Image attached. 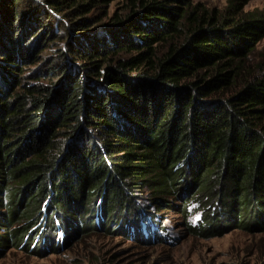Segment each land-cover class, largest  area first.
Returning <instances> with one entry per match:
<instances>
[{
  "label": "trees",
  "instance_id": "trees-1",
  "mask_svg": "<svg viewBox=\"0 0 264 264\" xmlns=\"http://www.w3.org/2000/svg\"><path fill=\"white\" fill-rule=\"evenodd\" d=\"M111 1L43 0L52 9L41 10L0 0V252L21 242L31 254L59 251L82 231L111 234L118 216L132 238L166 241L137 203L140 187L195 190L182 212L199 213L187 226L204 238L226 226L264 230V64L249 62L264 11L247 10L250 0L224 11L121 0L110 16ZM52 10L75 18L47 72L61 80L16 88L26 53L47 32L60 36Z\"/></svg>",
  "mask_w": 264,
  "mask_h": 264
},
{
  "label": "rangeland",
  "instance_id": "rangeland-1",
  "mask_svg": "<svg viewBox=\"0 0 264 264\" xmlns=\"http://www.w3.org/2000/svg\"><path fill=\"white\" fill-rule=\"evenodd\" d=\"M30 1L39 8L46 4L43 0ZM190 1L193 5L198 4L201 9L216 11H224L230 2V0ZM31 3H27L26 8L33 11L35 7ZM121 5V0L111 1L108 7L109 15L116 12ZM46 9H49L47 4ZM105 9L107 5L100 13ZM246 9L264 11V0H250ZM29 10H26V13ZM53 13L57 19L56 26L60 29L59 31L56 29V32L60 36L57 37L47 32L44 36L46 43L39 49L33 50L34 57L29 59L26 53L24 70L17 72L21 78V85H16V88L29 84L54 85L57 80H61V72L56 71L53 74H47V72H53V67L57 69L60 63L58 55L67 48V41L74 35L71 22L75 18L67 11L54 10ZM98 14H95L93 18H97ZM92 16L93 14L90 15ZM36 39L37 36L30 41H22L24 44L20 45L19 49L24 48L30 51L31 46L37 44ZM68 57L69 62L75 66L81 64L80 60ZM249 62L253 66L264 64V39L249 55ZM194 194L195 190H191L188 197L184 198L180 196L183 194L179 191L153 194L148 187L135 190L134 195L137 197L135 198L139 206L141 204L154 213L156 220L161 223L164 232L168 234L169 239L166 241H141L132 238L129 225H125V218L118 216L119 219L112 222L114 226L111 234L103 229L95 232L82 231L59 251L53 252L52 248H43L42 253L31 254L23 249L27 246L24 242L20 245L11 243L6 247L2 246L0 264H264V230L226 226L227 228L222 230V233L211 238L191 233L188 230V222L191 220L195 224L199 213H193L188 219L182 210L184 205L188 206L187 201L197 198ZM50 199L51 197H48L44 202L49 207L51 206ZM198 200L203 201L201 196H198ZM193 202L189 204L188 211L196 206L192 204ZM138 234L139 237H144L141 233Z\"/></svg>",
  "mask_w": 264,
  "mask_h": 264
}]
</instances>
